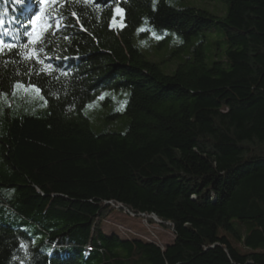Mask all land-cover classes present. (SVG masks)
<instances>
[{"label": "trees", "instance_id": "trees-1", "mask_svg": "<svg viewBox=\"0 0 264 264\" xmlns=\"http://www.w3.org/2000/svg\"><path fill=\"white\" fill-rule=\"evenodd\" d=\"M204 1L224 2L225 14L125 0L113 26V0H57L53 15L65 20L58 31L52 21L45 65L4 49L0 264H264V0ZM28 4L26 13L0 0L3 28L35 16L39 0ZM169 33L200 42L193 60L164 74L135 41ZM204 33L225 45L207 62ZM17 82L41 89L36 110L14 105ZM122 90L126 130L92 132L82 109ZM116 210L154 216L173 238L106 234Z\"/></svg>", "mask_w": 264, "mask_h": 264}, {"label": "rangeland", "instance_id": "rangeland-1", "mask_svg": "<svg viewBox=\"0 0 264 264\" xmlns=\"http://www.w3.org/2000/svg\"><path fill=\"white\" fill-rule=\"evenodd\" d=\"M185 4L219 16L225 14L226 4L221 1L186 0ZM202 36L204 37L203 50L206 62L212 55L220 56L225 45L223 43L218 44L219 36L211 33H204ZM161 38V35H152V37L139 38L135 44L143 57L147 61L157 64L164 74H170L182 63L193 60L194 51L200 42L196 36L190 37L185 42L174 33L167 34V37L162 39L163 41L160 40ZM127 92V90L103 91L82 109V114L87 119L88 127L92 132L122 133L126 130L129 118L122 112ZM14 93L16 96L13 100L14 105L19 102L20 107L29 105L33 106L32 109L35 110L37 109L35 107H39L38 102L42 96L34 88H20ZM9 100V96L0 94V106L7 104ZM34 103L36 104L35 107ZM41 106L42 109L45 105ZM126 212L116 210L107 215L102 224L103 231L106 234L115 232L122 238L137 237L158 244L170 242L173 238L172 232L163 226H159L158 220L154 216L142 217L141 214L139 217H133ZM147 219H150L153 224L149 223Z\"/></svg>", "mask_w": 264, "mask_h": 264}, {"label": "snow or ice", "instance_id": "snow-or-ice-1", "mask_svg": "<svg viewBox=\"0 0 264 264\" xmlns=\"http://www.w3.org/2000/svg\"><path fill=\"white\" fill-rule=\"evenodd\" d=\"M11 2L14 5H20L23 10L28 13L31 12V6L28 4V0H11ZM94 2V0H93ZM122 2H125V0H113V3L116 5V7L113 9L114 16L112 20V25H116L115 16L119 15L121 19H123L124 16V10L122 7H120V4ZM40 8L35 16L31 20H28L26 23H23L20 25V29H25V31L21 32L20 29H4L3 24L5 21L3 20V16L7 15V10H5L3 13H0V55L4 54V49H8L9 52H11L14 48L16 51L13 53L14 55L20 57V60L22 61H35L36 64H39L41 66L46 64L47 59H51V57H42L41 53L45 51V46L47 43V37L49 35H55L56 32L51 31L53 28L52 21L55 20V29L56 31L59 30L61 27L62 22L65 20V17L62 13H56V15H53V13L56 11V3L57 0H39ZM16 9L13 8L12 11H15ZM73 16H76V13H72ZM45 18L47 19V22H45ZM79 19V18H77ZM40 21L42 24L40 32L35 31V25L36 22ZM14 18L9 20L8 23L11 25L14 23ZM120 27H123V24L119 25ZM144 29H140V31H143ZM11 37L10 42H6L5 37ZM21 37L24 38L23 43H21ZM67 38V37H65ZM159 38V37H157ZM23 48V52L20 51V49ZM29 71L31 72L32 69L30 68ZM46 72L54 73L55 71H58L54 65H47ZM39 74V73H37ZM66 75V73H63ZM14 88H34L37 93L41 92V89L36 85H27L17 82L13 86ZM15 94V93H13ZM102 98V97H101Z\"/></svg>", "mask_w": 264, "mask_h": 264}, {"label": "built area", "instance_id": "built-area-1", "mask_svg": "<svg viewBox=\"0 0 264 264\" xmlns=\"http://www.w3.org/2000/svg\"><path fill=\"white\" fill-rule=\"evenodd\" d=\"M129 213V212H128ZM129 214H132V213H129ZM143 217V216H142Z\"/></svg>", "mask_w": 264, "mask_h": 264}]
</instances>
